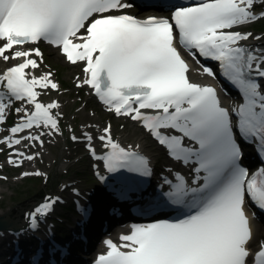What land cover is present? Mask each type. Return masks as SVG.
<instances>
[{"label": "snow or ice", "instance_id": "snow-or-ice-1", "mask_svg": "<svg viewBox=\"0 0 264 264\" xmlns=\"http://www.w3.org/2000/svg\"><path fill=\"white\" fill-rule=\"evenodd\" d=\"M258 4L264 0H191V6L175 7L171 19L140 20L106 15L129 7L123 0H0V59L22 60L0 74V124L14 102L24 104L15 109L19 121L0 138L11 151L9 164L35 159L37 154L18 148L24 141L25 149L37 142L43 146L42 137L61 132V114L53 112L59 103L40 102L42 92L36 90H58L59 85L51 72H26L39 68L32 57L42 59V53L24 46L44 40L60 46L69 62L85 63L87 75L78 87L90 86L109 111L138 123L168 156L189 166L190 177L176 172L161 186H166L160 194L165 203L181 216L133 225L120 245L106 241L109 250L97 264H264V238H256L244 210L246 198L264 210V167L250 175L240 163L243 153L236 139L239 134L244 142H254L264 154V50L242 43L250 32L231 30L264 18V11H254ZM177 44L193 59L218 63L242 103L229 111L214 87L190 82ZM203 72L216 75L207 65ZM82 136L116 181L128 184L135 179L128 174H152L149 160L117 142L110 124L98 137L91 131ZM94 139L106 149L102 155ZM58 199L46 198L34 207L28 214L31 227Z\"/></svg>", "mask_w": 264, "mask_h": 264}, {"label": "rangeland", "instance_id": "rangeland-1", "mask_svg": "<svg viewBox=\"0 0 264 264\" xmlns=\"http://www.w3.org/2000/svg\"><path fill=\"white\" fill-rule=\"evenodd\" d=\"M251 25H246L243 28H251ZM44 52L43 68H48L50 70L54 68L56 70V79L62 82V89H59L56 92L50 91L49 94L57 96L62 102L64 120L62 116L60 118V123L63 132L70 124L78 129L77 126L81 125L82 120L85 121L86 118L92 117L94 113L100 115V119L97 122H101L102 125L109 117L112 121L111 124L113 130L115 128L114 132H120L131 124L126 117L116 118V120L110 113L95 103L93 99L86 98V96H88L86 91L83 89L78 90V87L75 84L74 74L78 72L79 65L67 64L61 54H59L56 59L53 58L52 55L54 52L49 51L48 48L44 49ZM138 132L143 131L140 128L138 129ZM144 135L146 134L144 133ZM54 136L55 134L50 136L45 135L44 137L50 143ZM146 136V142H149L151 151H158L159 149L153 141L148 138V135ZM47 149L54 154V161L51 162L50 166L47 168L50 177L47 178L45 182H43L44 178L41 173L36 176L21 177L20 171H22V166H7L4 169H0V174H2V172H10L9 178H0V211L2 209L9 210L10 214H12L15 219L20 220L23 208H28L35 199L41 196L43 191L58 189L57 182L61 180V175L59 178H54L52 182L51 177L55 168V163L61 158L62 151H65L68 154V157L65 158L67 163L66 168H63V171L67 169L68 174L71 177L76 178L78 183L81 184L86 181V178L91 179L92 175L89 171V159L85 151H83L81 146L77 143H72L67 137L59 136L58 140L54 144H49V148Z\"/></svg>", "mask_w": 264, "mask_h": 264}, {"label": "bare ground", "instance_id": "bare-ground-1", "mask_svg": "<svg viewBox=\"0 0 264 264\" xmlns=\"http://www.w3.org/2000/svg\"><path fill=\"white\" fill-rule=\"evenodd\" d=\"M250 43H252L254 46H257L259 48H262L261 45H263L264 43V39L263 38H259V39H251L250 40ZM49 49V51H53L54 54L52 55L53 58L56 59L57 56H59L60 52L57 50V48H54L52 47V45H47V47ZM56 55V56H55ZM14 61V60H11V62ZM8 62H3V63H0V68H2L3 66H5ZM26 72H29L30 74H35V75H39V74H44L45 71H41L40 68H37L35 70H32V69H27ZM190 77L192 79H197V78H202L203 80H206V77L203 73H200V71L195 68L194 66L191 67L190 69ZM90 91V90H89ZM92 98H94V96L91 94ZM90 97L89 96H86V98ZM54 98L57 99V102L59 103L60 107L58 109H56L57 112H59L62 116V111H61V108H62V104L61 102L59 101V98L57 96H54ZM38 100H43V102H50V100H44L42 97H40ZM24 106V104L22 103L20 108H22ZM100 119V115L97 113V114H93L92 117H88L86 118V120H82L81 122V125H84V126H87L89 125L90 128H82L81 132L83 130H89L92 132L93 135H95L96 133L100 132L101 131V128L103 126H105V123L100 126V122H97L99 121ZM92 122H96V124L98 125V128L97 127H92L91 123ZM131 124L129 126H127V128H125L124 130L120 131V132H115V136L118 137L120 140H119V143L121 145H125V142L127 143H130L132 142V145H136L137 143H139V146L142 150H145V151H149V149L147 148V145L145 144L146 140H145V135L143 132H138V129L139 127L136 125L137 123L134 122V121H129ZM112 128V127H111ZM112 130V129H111ZM82 134V133H81ZM73 135H77V134H73ZM59 136H62V137H67L69 138L71 136L70 133H66V132H60L58 134V137ZM44 143L47 145L48 144V141L45 137H42ZM128 139H131V140H128ZM54 140H57V136H55V139ZM43 143V146L41 145H38L36 143L35 146H33L31 149H28L29 152H32L34 154H37L35 156V159H33L32 161L33 162H38V168L37 170L39 171H44L46 170L51 162L54 161V154L51 153L46 146H44L45 144ZM96 145H98L100 142L99 141H95ZM158 148H161L159 145H157ZM68 157V154L67 152L65 151H62L61 152V158L59 159V161L57 163H55V168H54V171H53V174H52V177H51V182L54 178H59V176L61 175V177H63L62 175H65V174H62V171H63V168H66V161H65V158ZM93 162V161H92ZM89 164H90V161H89ZM24 169L26 170H29L30 172H33V166L32 165H28V167H25ZM52 171V170H51ZM91 171H93V169H91ZM50 174V173H49ZM69 180H71V178H65L62 180V183H67ZM68 186V185H66ZM71 187L74 186V181L71 182L70 184ZM85 190H90V188H86ZM57 194L60 196V197H63V200L65 201L66 200V197L65 196H62L61 195V191L58 190ZM90 197H93V195H91ZM98 198V202H95V214L98 213V215H105V212H104V203H107L109 201H111V198L109 196H106V198L104 199V201H102L99 197ZM94 201H96L94 199ZM132 206H130L131 208ZM148 207V206H147ZM58 213V212H57ZM71 214L72 215H75L74 211H71ZM0 215L1 217H3V219L5 220H8V221H11V222H14L15 220L12 218L13 215L10 214V211L9 210H4L2 209L0 211ZM128 216V215H127ZM253 219H259L258 217L256 218H253ZM21 221H22V218H21ZM258 221H253L252 222V226L254 229H257L259 227V224L257 223ZM121 225V224H120ZM119 223H116V227H119L120 226ZM100 232V230L98 229H91V240L92 242H94L95 240V237L96 235H98V233ZM23 235V233L21 234ZM8 239H9V234L7 231H4V232H0V252H4L2 251V247H11L9 242H8ZM20 244V243H19ZM22 246H23V242H22ZM59 252V250H58ZM2 258V256H0V259ZM9 260V258H8ZM7 262V261H6ZM5 264V263H4Z\"/></svg>", "mask_w": 264, "mask_h": 264}, {"label": "trees", "instance_id": "trees-1", "mask_svg": "<svg viewBox=\"0 0 264 264\" xmlns=\"http://www.w3.org/2000/svg\"><path fill=\"white\" fill-rule=\"evenodd\" d=\"M264 25V22H263V24H262V26Z\"/></svg>", "mask_w": 264, "mask_h": 264}]
</instances>
